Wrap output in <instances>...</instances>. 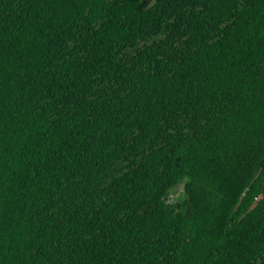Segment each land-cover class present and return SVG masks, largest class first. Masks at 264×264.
<instances>
[{
	"label": "trees",
	"instance_id": "trees-1",
	"mask_svg": "<svg viewBox=\"0 0 264 264\" xmlns=\"http://www.w3.org/2000/svg\"><path fill=\"white\" fill-rule=\"evenodd\" d=\"M0 264H264V0H0Z\"/></svg>",
	"mask_w": 264,
	"mask_h": 264
},
{
	"label": "rangeland",
	"instance_id": "rangeland-1",
	"mask_svg": "<svg viewBox=\"0 0 264 264\" xmlns=\"http://www.w3.org/2000/svg\"><path fill=\"white\" fill-rule=\"evenodd\" d=\"M151 1H153V0H151ZM171 194H172V198H171L172 202H178L179 203L184 198L183 190H182L181 186L179 188H177L175 191H173Z\"/></svg>",
	"mask_w": 264,
	"mask_h": 264
},
{
	"label": "built area",
	"instance_id": "built-area-1",
	"mask_svg": "<svg viewBox=\"0 0 264 264\" xmlns=\"http://www.w3.org/2000/svg\"><path fill=\"white\" fill-rule=\"evenodd\" d=\"M169 198L171 199L172 198V195H170Z\"/></svg>",
	"mask_w": 264,
	"mask_h": 264
}]
</instances>
